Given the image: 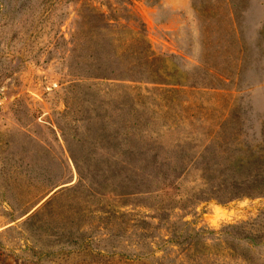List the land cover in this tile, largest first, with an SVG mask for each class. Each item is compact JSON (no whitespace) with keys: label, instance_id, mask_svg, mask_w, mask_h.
<instances>
[{"label":"rangeland","instance_id":"rangeland-1","mask_svg":"<svg viewBox=\"0 0 264 264\" xmlns=\"http://www.w3.org/2000/svg\"><path fill=\"white\" fill-rule=\"evenodd\" d=\"M85 7L129 15L120 38L151 47L144 81L89 77L97 60L73 39ZM117 45L108 71L134 59ZM207 167L251 187L203 194ZM256 167L264 0H0V264H264V241L166 242L264 233Z\"/></svg>","mask_w":264,"mask_h":264},{"label":"trees","instance_id":"trees-1","mask_svg":"<svg viewBox=\"0 0 264 264\" xmlns=\"http://www.w3.org/2000/svg\"><path fill=\"white\" fill-rule=\"evenodd\" d=\"M120 3L125 5H131V0H119ZM86 11L80 13V19L77 21L76 29L73 33V39H80L84 42V48L90 52V58H94L97 60V66L93 69L92 74L89 77L97 78V79H115L120 81H129V82H142L145 80L144 77H137L135 74H140L144 76L145 74V65L148 59V53L151 49L147 39L145 36L134 38L133 41L125 40L123 41L120 36L124 34L122 31L126 30V27L118 25L121 20H126L129 18V15H114V17L107 16L105 13L98 11L96 8H87L84 9ZM124 12H128L127 7H123ZM145 37V38H144ZM121 42L123 50V55L125 53H130L134 56L133 61L129 63L128 68L126 69H114L113 71H108L109 67L107 65L108 62L102 60V57L105 53H116L118 54L117 43ZM127 42L129 45H126ZM76 49V48H75ZM97 57V58H95ZM105 64L107 66H105ZM135 67L139 68L138 70ZM135 69V70H134ZM110 72V73H109ZM112 74L115 78H112ZM128 74V75H127ZM86 76V75H85ZM125 76H128L125 77ZM140 78V79H138ZM178 85V84H177ZM244 166L242 164L231 165L226 168L227 171H237L238 169H242ZM212 168H205V172L207 175L204 176L205 180L208 184V190L204 189L202 191L203 194L209 192L208 194H215L216 196L222 198L225 196V200L230 202L239 198L240 196L247 194L245 193L244 188H250L248 185L249 181H228V179H224L220 182L213 180L211 177ZM257 174L261 176L259 179H255L254 186L256 188L264 189V168L256 167ZM224 172V171H221ZM151 193L152 191H147ZM183 225L188 227L190 222L184 221ZM247 222L238 224V225H229L225 227L220 232L211 231L206 232L205 229H193L190 233L189 230L183 229L180 230L172 237H170L166 242L176 244L181 246L182 244L193 243L196 240L202 239L207 233L218 235L219 239L222 241L229 243L230 239L236 240L239 243H249L251 245L257 246L260 245L264 241V233H256L253 234L248 230ZM245 258V255H241Z\"/></svg>","mask_w":264,"mask_h":264}]
</instances>
